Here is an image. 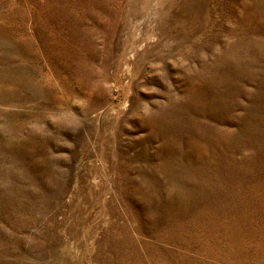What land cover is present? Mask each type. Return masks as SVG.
Here are the masks:
<instances>
[{
	"label": "rangeland",
	"instance_id": "374dc122",
	"mask_svg": "<svg viewBox=\"0 0 264 264\" xmlns=\"http://www.w3.org/2000/svg\"><path fill=\"white\" fill-rule=\"evenodd\" d=\"M0 264H264V0H0Z\"/></svg>",
	"mask_w": 264,
	"mask_h": 264
}]
</instances>
